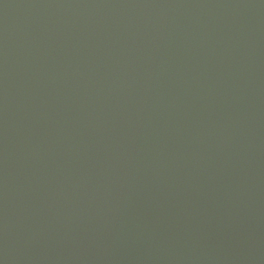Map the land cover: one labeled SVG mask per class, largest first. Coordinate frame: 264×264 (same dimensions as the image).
Returning a JSON list of instances; mask_svg holds the SVG:
<instances>
[{
	"label": "water",
	"instance_id": "95a60500",
	"mask_svg": "<svg viewBox=\"0 0 264 264\" xmlns=\"http://www.w3.org/2000/svg\"><path fill=\"white\" fill-rule=\"evenodd\" d=\"M0 142L264 212V0H0Z\"/></svg>",
	"mask_w": 264,
	"mask_h": 264
}]
</instances>
